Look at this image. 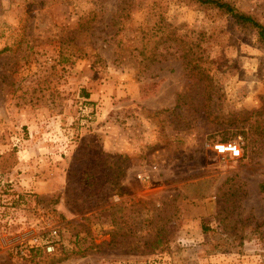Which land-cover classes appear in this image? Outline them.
Returning <instances> with one entry per match:
<instances>
[{
    "label": "rangeland",
    "instance_id": "1",
    "mask_svg": "<svg viewBox=\"0 0 264 264\" xmlns=\"http://www.w3.org/2000/svg\"><path fill=\"white\" fill-rule=\"evenodd\" d=\"M222 1L264 27V0ZM0 264H264L257 31L190 0H0Z\"/></svg>",
    "mask_w": 264,
    "mask_h": 264
},
{
    "label": "trees",
    "instance_id": "2",
    "mask_svg": "<svg viewBox=\"0 0 264 264\" xmlns=\"http://www.w3.org/2000/svg\"><path fill=\"white\" fill-rule=\"evenodd\" d=\"M201 6L209 7L216 9L224 14L230 15L232 18H235L239 22L249 25L257 31L259 39L264 44V27L254 20L252 17L245 15L231 5L230 3L222 0H190Z\"/></svg>",
    "mask_w": 264,
    "mask_h": 264
},
{
    "label": "built area",
    "instance_id": "3",
    "mask_svg": "<svg viewBox=\"0 0 264 264\" xmlns=\"http://www.w3.org/2000/svg\"><path fill=\"white\" fill-rule=\"evenodd\" d=\"M214 151L218 154H230L232 157L237 158L240 157V148L235 143H227V144H215L213 145ZM138 179H141L142 181H145L149 179L148 176H138ZM55 231L52 232V235H55ZM54 250V247L48 243L46 246V251L48 253L52 252Z\"/></svg>",
    "mask_w": 264,
    "mask_h": 264
}]
</instances>
